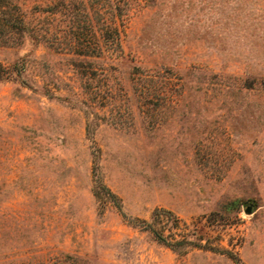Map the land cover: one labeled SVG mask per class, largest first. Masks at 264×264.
<instances>
[{
  "label": "rangeland",
  "instance_id": "1",
  "mask_svg": "<svg viewBox=\"0 0 264 264\" xmlns=\"http://www.w3.org/2000/svg\"><path fill=\"white\" fill-rule=\"evenodd\" d=\"M11 9L0 264H264V0Z\"/></svg>",
  "mask_w": 264,
  "mask_h": 264
},
{
  "label": "trees",
  "instance_id": "2",
  "mask_svg": "<svg viewBox=\"0 0 264 264\" xmlns=\"http://www.w3.org/2000/svg\"><path fill=\"white\" fill-rule=\"evenodd\" d=\"M11 7H12V0H0V31L5 29V27L10 28L13 25V23L11 21L12 20L11 15L9 13V11L12 10ZM103 190L106 193V195L108 196V198H110V196H113L110 194V192L106 188L103 187ZM94 196L96 198H100V194L98 192L94 193ZM110 200H111V198H110ZM166 214L171 217V214L168 212L162 213L161 216H163V215L166 216ZM155 216H156L155 218L158 219L157 216H159V214H155ZM159 219H160V217H159ZM132 224H134V225L141 224V226H143L142 229L147 231L148 233H150L157 242L164 244L166 247H169L172 250L177 251V250H179V247H181L183 245H187V246H190L192 248H199L201 246L200 243H198L196 245L194 242L188 241L185 238L181 239L180 241L168 242L165 239V237H163V235L161 233H158V231L153 229L151 227V225L146 223L145 221H135Z\"/></svg>",
  "mask_w": 264,
  "mask_h": 264
},
{
  "label": "water",
  "instance_id": "3",
  "mask_svg": "<svg viewBox=\"0 0 264 264\" xmlns=\"http://www.w3.org/2000/svg\"><path fill=\"white\" fill-rule=\"evenodd\" d=\"M247 212H249V210H247Z\"/></svg>",
  "mask_w": 264,
  "mask_h": 264
}]
</instances>
